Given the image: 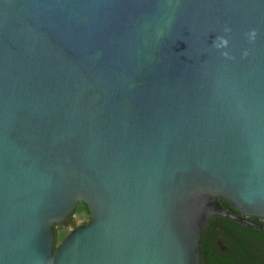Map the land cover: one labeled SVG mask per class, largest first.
<instances>
[{"label": "water", "instance_id": "water-1", "mask_svg": "<svg viewBox=\"0 0 264 264\" xmlns=\"http://www.w3.org/2000/svg\"><path fill=\"white\" fill-rule=\"evenodd\" d=\"M213 214L263 227L264 0H0V264H199Z\"/></svg>", "mask_w": 264, "mask_h": 264}, {"label": "flooded vegetation", "instance_id": "flooded-vegetation-1", "mask_svg": "<svg viewBox=\"0 0 264 264\" xmlns=\"http://www.w3.org/2000/svg\"><path fill=\"white\" fill-rule=\"evenodd\" d=\"M217 201L225 212L241 216L227 200L218 197ZM242 217L264 227V216ZM263 227L231 216L210 215L200 231L199 264H264Z\"/></svg>", "mask_w": 264, "mask_h": 264}, {"label": "rangeland", "instance_id": "rangeland-1", "mask_svg": "<svg viewBox=\"0 0 264 264\" xmlns=\"http://www.w3.org/2000/svg\"><path fill=\"white\" fill-rule=\"evenodd\" d=\"M70 219L74 221L76 224L84 223L88 220V213L87 210H85V207L80 205L79 203L75 206L73 209ZM70 229L69 224H60V222L54 224V231L55 233H58L60 231H63L64 233H67ZM60 241V239L56 240V244Z\"/></svg>", "mask_w": 264, "mask_h": 264}, {"label": "trees", "instance_id": "trees-1", "mask_svg": "<svg viewBox=\"0 0 264 264\" xmlns=\"http://www.w3.org/2000/svg\"><path fill=\"white\" fill-rule=\"evenodd\" d=\"M79 204L82 205L83 207H85L82 202H79ZM85 210H86V208H85ZM71 213H70V215H71ZM70 215L67 218H65L63 221H61L60 224H69L70 225V229H71V228L75 227L77 224L70 219ZM65 234L66 233H64L63 231L55 233V244H56V240H58V239L61 240Z\"/></svg>", "mask_w": 264, "mask_h": 264}, {"label": "clouds", "instance_id": "clouds-1", "mask_svg": "<svg viewBox=\"0 0 264 264\" xmlns=\"http://www.w3.org/2000/svg\"><path fill=\"white\" fill-rule=\"evenodd\" d=\"M250 38H252V39L255 38V30H252V32L250 33ZM226 44H227V40L224 39L223 37H221L219 43H217L216 46L221 47V46L226 45Z\"/></svg>", "mask_w": 264, "mask_h": 264}]
</instances>
